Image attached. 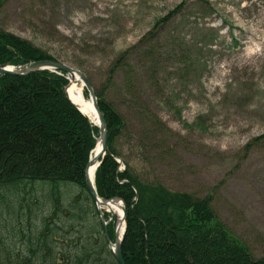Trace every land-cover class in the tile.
Segmentation results:
<instances>
[{"label": "rangeland", "instance_id": "1", "mask_svg": "<svg viewBox=\"0 0 264 264\" xmlns=\"http://www.w3.org/2000/svg\"><path fill=\"white\" fill-rule=\"evenodd\" d=\"M0 32L81 71L125 118L117 147L133 169L211 198L219 221L264 258V0H0ZM17 206L0 195L10 240Z\"/></svg>", "mask_w": 264, "mask_h": 264}, {"label": "trees", "instance_id": "2", "mask_svg": "<svg viewBox=\"0 0 264 264\" xmlns=\"http://www.w3.org/2000/svg\"><path fill=\"white\" fill-rule=\"evenodd\" d=\"M185 7L186 3L179 5L158 21V27ZM201 10L206 16L213 12L210 6ZM151 35L143 42L151 41ZM46 60L55 61L30 42L0 32V65L18 67ZM68 84L65 73L48 70L28 76L0 75V195L16 198L19 213L11 240L0 233V264H118L86 183L99 129L68 99ZM96 95L107 124L110 153L96 172L95 185L100 198L119 199L125 205V263L264 264V258L256 259L219 221L211 198L170 190L161 180H145L133 169L117 147L125 118L105 92ZM152 118L153 133L164 130ZM261 140L264 137L256 142ZM116 158L126 170L120 169ZM67 185H74L76 194L67 192ZM26 196L32 204H25ZM110 217L105 214L106 220ZM116 220L108 227L112 241ZM5 239L13 244L15 239L18 246L6 244Z\"/></svg>", "mask_w": 264, "mask_h": 264}, {"label": "water", "instance_id": "3", "mask_svg": "<svg viewBox=\"0 0 264 264\" xmlns=\"http://www.w3.org/2000/svg\"><path fill=\"white\" fill-rule=\"evenodd\" d=\"M44 70H50L53 72L58 71V72H62V73L67 74L69 76L70 84L74 78L78 77L79 83L82 85L83 90L88 92L89 99L92 101V104L97 111V114L99 117V124L97 125V127L99 128V131H100V138L98 140V145L94 151L95 158L90 159L88 166H87V169H86V183H87V188L89 190V193L91 194V196L95 200L97 208L101 214V222H102L104 232H105V236H106V239L109 243L110 249L112 250L118 264H126L124 261L123 252H122V243H123L124 236L126 233V209H125V205L120 200L114 199V200L105 201V200L101 199L98 196L96 186H95L96 171L99 168V166L102 164L103 158L107 154H109L110 151H109V147H108V132H107L106 120H105L103 113L101 112V110L99 108L98 98H97V95H96V92H95L93 86L91 85V83L89 82L87 77L81 71L74 69V68H71L65 64L56 62V61H49V60L38 61V62L29 63L25 66H19V67H13V66H9V65H0V75L28 76L30 74H33V73H36L39 71H44ZM68 87H67V89H68ZM67 89H66V93H67ZM67 96H68V94H67ZM69 100H70V98H69ZM78 110L82 113V111L79 108H78ZM116 160L118 161V163H120L121 165L124 166V169H126V166H125L123 161H121L119 159H116ZM92 167H95V172L93 174L94 179L92 178V173H91ZM113 206H117L122 210L121 222L117 225L114 243L111 241V238H110L109 232H108V226H109L110 222L113 221V219L116 215L115 213L111 212ZM104 213H110L112 215V218L110 219L109 222H106V220L104 218ZM122 228H123V231H122Z\"/></svg>", "mask_w": 264, "mask_h": 264}, {"label": "bare ground", "instance_id": "4", "mask_svg": "<svg viewBox=\"0 0 264 264\" xmlns=\"http://www.w3.org/2000/svg\"><path fill=\"white\" fill-rule=\"evenodd\" d=\"M67 94L70 100L82 111V113L91 121V123L97 126L99 124V117L97 111L94 108L92 101L86 99L84 95L83 87L79 83L78 77L74 78L71 81V84L67 89ZM94 158H95V153L92 156V159ZM94 172H95V167H92L91 173L93 179H94V175H93ZM111 212L115 213L121 220L122 210L119 207L113 206Z\"/></svg>", "mask_w": 264, "mask_h": 264}]
</instances>
